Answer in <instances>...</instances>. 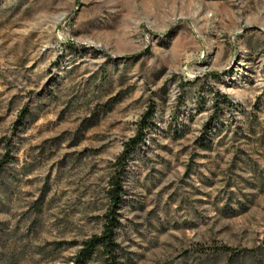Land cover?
Listing matches in <instances>:
<instances>
[{
    "label": "rangeland",
    "instance_id": "obj_1",
    "mask_svg": "<svg viewBox=\"0 0 264 264\" xmlns=\"http://www.w3.org/2000/svg\"><path fill=\"white\" fill-rule=\"evenodd\" d=\"M149 109L121 264H264V0H0V264H73Z\"/></svg>",
    "mask_w": 264,
    "mask_h": 264
},
{
    "label": "trees",
    "instance_id": "obj_2",
    "mask_svg": "<svg viewBox=\"0 0 264 264\" xmlns=\"http://www.w3.org/2000/svg\"><path fill=\"white\" fill-rule=\"evenodd\" d=\"M226 103L230 104L227 101ZM151 117L152 109H149L142 117L136 135L124 144L123 152L113 164L115 170L107 181V210L102 215L101 230L99 234L92 235L79 244V248L72 258L73 264H86L95 255L101 256L103 264H121L122 255L117 245V231L119 227L118 211L123 203L124 195L122 187L123 166L130 152L142 143V129L146 127Z\"/></svg>",
    "mask_w": 264,
    "mask_h": 264
}]
</instances>
